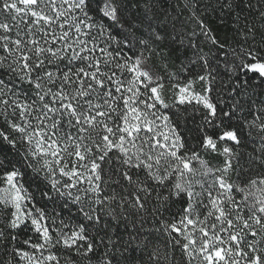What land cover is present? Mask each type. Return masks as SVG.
<instances>
[{"label":"snow or ice","instance_id":"snow-or-ice-1","mask_svg":"<svg viewBox=\"0 0 264 264\" xmlns=\"http://www.w3.org/2000/svg\"><path fill=\"white\" fill-rule=\"evenodd\" d=\"M62 257L264 264V0H0V264Z\"/></svg>","mask_w":264,"mask_h":264},{"label":"trees","instance_id":"trees-1","mask_svg":"<svg viewBox=\"0 0 264 264\" xmlns=\"http://www.w3.org/2000/svg\"><path fill=\"white\" fill-rule=\"evenodd\" d=\"M64 255L68 256V257H71L73 260H78L77 257L73 256L71 251L69 250H64ZM61 264H64V259L62 257V260H61Z\"/></svg>","mask_w":264,"mask_h":264}]
</instances>
